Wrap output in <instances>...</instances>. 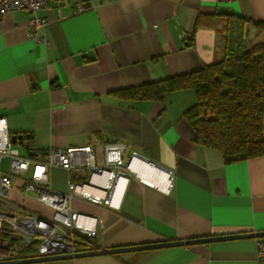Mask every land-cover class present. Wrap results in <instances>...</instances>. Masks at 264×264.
<instances>
[{
	"label": "crops",
	"instance_id": "0c3cea01",
	"mask_svg": "<svg viewBox=\"0 0 264 264\" xmlns=\"http://www.w3.org/2000/svg\"><path fill=\"white\" fill-rule=\"evenodd\" d=\"M83 2L82 13L49 2L37 13L48 23L35 33L26 11L0 17V118L11 136H21L13 146L22 156L90 146L101 162L103 146L118 143L125 162L137 153L172 172L168 192L134 179L124 191L119 184L115 207L73 199L74 211L96 219L91 250L264 232V156L226 163L218 150L198 144L184 116L196 104L190 89L161 101L114 94L221 59L223 16L264 23V0ZM87 179L88 171L49 173L51 189L61 194ZM12 200L51 215L18 183ZM31 264L259 263L255 239H235Z\"/></svg>",
	"mask_w": 264,
	"mask_h": 264
},
{
	"label": "built area",
	"instance_id": "2783aa9c",
	"mask_svg": "<svg viewBox=\"0 0 264 264\" xmlns=\"http://www.w3.org/2000/svg\"><path fill=\"white\" fill-rule=\"evenodd\" d=\"M52 2L68 5L82 13L86 10L83 0H0V17L17 11L32 15L28 22L31 33L47 25L38 11ZM125 146L109 143L103 146L102 160L96 162L92 147L49 148L22 156L11 142L5 118H0V262L33 257L75 253L81 238L93 240L96 236V219L80 214L71 208L73 199L92 204L115 207L114 196L119 184L125 186L134 179L156 189L168 192L173 184V174L160 168L137 153L123 160ZM8 159V169L2 168V160ZM137 164L152 166L163 173L165 186L160 188L146 183L137 171ZM58 167L68 173L88 171L86 182L68 183L67 193L54 192L49 184V173ZM21 186L25 196L36 199L51 210V215H40L12 200L15 184ZM121 199V197H120ZM118 206V205H117ZM256 261L264 264V238L255 239Z\"/></svg>",
	"mask_w": 264,
	"mask_h": 264
},
{
	"label": "trees",
	"instance_id": "16d2710c",
	"mask_svg": "<svg viewBox=\"0 0 264 264\" xmlns=\"http://www.w3.org/2000/svg\"><path fill=\"white\" fill-rule=\"evenodd\" d=\"M223 56L190 74L167 78L115 95L130 101H161L190 89L196 104L184 114L198 144L218 150L226 163L264 156V23L224 15ZM250 28L256 30L250 37ZM81 238L76 251H91ZM28 258L34 256L29 251ZM117 257V255H113Z\"/></svg>",
	"mask_w": 264,
	"mask_h": 264
},
{
	"label": "water",
	"instance_id": "95a60500",
	"mask_svg": "<svg viewBox=\"0 0 264 264\" xmlns=\"http://www.w3.org/2000/svg\"><path fill=\"white\" fill-rule=\"evenodd\" d=\"M20 139L21 136H16V135L11 136L12 144H16L17 141ZM257 238H264V232H247V233H238V234L215 236V237H201V238L175 240V241H168V242H161V243H154L147 245L130 246V247L96 249L91 251H83V252H75V253L63 252L60 254L50 255V256L31 257V258H24V259L11 260V261H2L0 262V264H31V263H42V262H54L60 260H71V259L86 258L93 256L118 255L129 252H141V251L170 248V247H183V246L209 244L219 241H227V240H235V239H257Z\"/></svg>",
	"mask_w": 264,
	"mask_h": 264
},
{
	"label": "bare ground",
	"instance_id": "6f19581e",
	"mask_svg": "<svg viewBox=\"0 0 264 264\" xmlns=\"http://www.w3.org/2000/svg\"><path fill=\"white\" fill-rule=\"evenodd\" d=\"M136 168L139 175L146 183L159 186L160 188H163L165 186V177L163 173L155 170L152 166L137 164Z\"/></svg>",
	"mask_w": 264,
	"mask_h": 264
},
{
	"label": "rangeland",
	"instance_id": "374dc122",
	"mask_svg": "<svg viewBox=\"0 0 264 264\" xmlns=\"http://www.w3.org/2000/svg\"><path fill=\"white\" fill-rule=\"evenodd\" d=\"M254 33V32H253ZM251 35V34H250ZM250 37H252V36H250ZM14 148H18L19 149V151H21L22 152V148L21 147H19V146H14ZM2 168H3V170L6 172L7 171V169H8V159H3L2 160Z\"/></svg>",
	"mask_w": 264,
	"mask_h": 264
}]
</instances>
